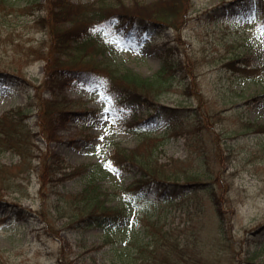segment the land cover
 Returning <instances> with one entry per match:
<instances>
[{
	"label": "rangeland",
	"instance_id": "374dc122",
	"mask_svg": "<svg viewBox=\"0 0 264 264\" xmlns=\"http://www.w3.org/2000/svg\"><path fill=\"white\" fill-rule=\"evenodd\" d=\"M95 1L114 3V0ZM223 1L193 0L189 21L179 29H166L159 39L146 35L125 38L117 34L108 40L107 47L99 40L97 47L101 50L91 54L96 60L115 62L142 77L152 78L166 70L161 69L165 67V55L160 40L173 47L174 56H185L184 59H190V64L195 66L196 74L188 78L182 72L166 70L161 77L165 80V89L160 100L166 105L191 109L190 112L196 114L194 118H198L195 123L198 128L203 127L198 123L199 119L207 121L205 114H218L221 119H216L208 132L198 130L197 133V130L189 131L186 120H161L148 126L152 129L148 137L163 139L161 150L160 147L157 149L160 161L177 157L183 167L198 173L210 168L211 177L199 175L211 183L210 189L218 194L226 211L223 222L227 230L220 236L213 225L212 200L204 191H196L190 197L196 200L195 205L188 197L174 196L169 202L151 200L145 203V208L153 212L154 217L160 214V221L166 228L185 226L186 221L207 225L202 232L203 239L217 248L221 264H231L232 251L245 254L259 243L258 240L254 244L242 241L246 229L264 222V132L256 131L250 124H264V35H261L264 31V0H254L252 7H246L242 0L238 14L231 18L227 13L215 18L195 17ZM41 2L43 0H13L11 8L0 5V67L13 52L11 40L29 46L41 39L42 33L34 24L35 18L43 12L38 6ZM86 56L88 58L90 54ZM231 61L235 62L229 64ZM43 67L39 60L31 61L21 71L23 81L0 86V116L22 104L28 91L34 94L33 85L39 83L37 91L41 97L57 96L74 101L69 109L83 111L82 119L73 116L59 126L55 130L57 141L48 143L36 135L34 141L38 149L33 153L43 155L50 151L62 156L70 166H86L81 174L70 175L58 183L52 176L48 183H41L37 172L42 169V155L28 160L32 169L28 177L17 179L10 172L18 170L23 173L21 176L25 175L22 167H15L19 155L9 149L0 153V163L12 168L0 172L4 175L3 183L12 186L0 189V196L7 202H14L13 208L20 206L25 213L24 217L11 220L12 212L7 205L0 206V264H112L111 244L102 229L76 222L82 217L72 215V211L77 210L68 200L70 194L83 187V175L93 167L90 163L110 153L115 143L133 148L140 142L144 133L130 132L127 126L143 119L144 109L131 110L114 105L97 85H82L72 80L59 87L45 86L42 84ZM102 95L108 97L107 101L101 102ZM105 107L109 109L107 113L103 112ZM86 110L88 113L85 114ZM35 116L25 118L24 122L38 132ZM212 144L216 148L210 156ZM205 155H209L208 158L204 159ZM108 167L109 175L95 180L102 192L111 191L114 186L124 190L122 187L136 174L132 166L119 168L109 164ZM60 175L54 173L56 178ZM180 199L183 203L175 204ZM184 199H188L186 204ZM142 205L133 202L130 207L132 217L141 216L138 209ZM3 219L8 220L1 222ZM67 221H72L69 228H66ZM137 226L140 224L136 223L134 227ZM111 235L112 239H118L120 233L111 232ZM255 258L264 259V252Z\"/></svg>",
	"mask_w": 264,
	"mask_h": 264
},
{
	"label": "trees",
	"instance_id": "16d2710c",
	"mask_svg": "<svg viewBox=\"0 0 264 264\" xmlns=\"http://www.w3.org/2000/svg\"><path fill=\"white\" fill-rule=\"evenodd\" d=\"M242 0H225L208 9L202 10L195 17L206 19L218 17L220 14L235 15L238 12ZM193 0H114V3H97V1L73 2L70 0H43L38 6L43 10L38 15L34 24L42 37L35 44L29 46L24 43L12 42L13 52L9 54L2 67H0V86H12L18 83L21 71L31 61L39 60L44 65L42 84L50 87H59L75 80L83 85H97L99 90L112 99L116 106H122L131 110L143 108L145 116L139 121L128 124L130 132H141L144 136L133 148H127L115 143L110 153L97 161L90 163L93 167L84 173L83 187L70 194L68 203L76 208L72 215L82 217L76 222L85 226H95L102 229L111 244L112 264H221L217 256V248L207 239H203L202 232L207 225H200L186 221L182 227H164L161 223L162 216L148 212L145 203L154 200L157 202H169L174 196L189 198L192 205L196 200L192 194L196 191L207 192L212 200L211 212L215 218L213 225L221 236L227 227L224 226L223 216L225 210L219 202V196L210 189L208 181L200 178L199 174H210L206 171L198 173L191 168L181 165L180 158L169 157L167 161H160L157 150L164 143L163 139L148 137L152 130L148 126L163 120L174 122L186 120L190 126L189 131L194 130L208 132L214 122L220 120L218 114H205L204 119H199L198 124L191 109L166 105L160 100L165 89V80L161 79L166 70L176 71L184 77L194 76L195 66L190 59L173 55V47L159 40L165 55L166 69L163 73L155 74L152 78L142 77L131 68H124L117 63L96 60L94 55L100 51L99 40L107 47L109 39L122 34L125 38L137 35L155 36L157 39L166 29H179L181 25L189 21L188 14L192 11ZM246 7L251 6L254 0H245ZM3 8H11L13 0H0ZM20 43V42H19ZM87 52V53H86ZM90 54L93 59L86 54ZM231 61L229 64L234 63ZM164 65V64H163ZM40 85V83H39ZM38 85V86H39ZM37 85H33L35 93L29 91L25 101L19 104L7 115L0 116V153L5 149L19 155V163L15 167H22L23 173L10 172L14 178H26L32 169L28 160L41 155H34V149H38L34 139L38 135L46 142L57 141L56 129L62 126L70 117H80L83 111L69 109L74 101L65 97L54 96L52 98L41 97ZM27 90L30 87H26ZM85 114L88 113L86 110ZM35 114L38 132L30 129L25 118ZM191 116V121H188ZM217 119V120H216ZM256 131L264 132V124H255ZM148 127V128H145ZM206 137L207 135L204 134ZM200 138V137H199ZM215 146L209 148L210 156L214 154ZM199 151V150H198ZM209 155H205L208 158ZM42 169L37 172L41 183H48L51 179L57 181L68 178L70 175L81 174L85 166H70L65 163L59 154L45 151L42 155ZM89 164V165H90ZM122 168L132 166L136 170L131 181L122 187L114 186L111 191H101L95 184L97 178L108 176L109 167ZM88 165V164H87ZM69 169V170H68ZM12 170L11 167L0 163V172ZM54 173H61L59 178ZM20 175V176H19ZM209 175V177H211ZM4 175H0V189L12 186L3 183ZM115 200L114 203H111ZM134 201L143 204L138 210L139 218L131 216L130 207ZM188 199H184L186 204ZM183 203V199L175 204ZM6 204L12 212L11 220L22 218L25 213L20 206H13L14 202H7L0 196V206ZM129 207L128 211L127 208ZM17 215H15V214ZM32 214V212H30ZM68 215V216H72ZM74 219V218H73ZM3 219L1 222H7ZM9 222V221H8ZM66 228L72 226V221H67ZM136 223L140 226L134 227ZM203 227V228H201ZM111 232L120 233L118 239L111 238ZM118 235V234H117ZM258 240V245L245 254L232 251L231 264H264V259L255 257L264 252V222L252 226L245 231L242 241L250 244ZM230 243H234L231 241ZM228 244V243H227Z\"/></svg>",
	"mask_w": 264,
	"mask_h": 264
},
{
	"label": "snow or ice",
	"instance_id": "6c2138e0",
	"mask_svg": "<svg viewBox=\"0 0 264 264\" xmlns=\"http://www.w3.org/2000/svg\"><path fill=\"white\" fill-rule=\"evenodd\" d=\"M261 35H264V31H261ZM100 99H101V102H105V101H107L108 97L102 95ZM108 111H109V109L107 107H105L103 109V112H105V113H107ZM101 139H102V137H101ZM98 154H99V150H98Z\"/></svg>",
	"mask_w": 264,
	"mask_h": 264
}]
</instances>
